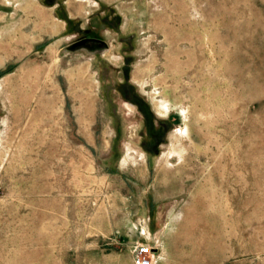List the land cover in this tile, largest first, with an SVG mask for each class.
I'll use <instances>...</instances> for the list:
<instances>
[{
    "label": "rangeland",
    "instance_id": "1",
    "mask_svg": "<svg viewBox=\"0 0 264 264\" xmlns=\"http://www.w3.org/2000/svg\"><path fill=\"white\" fill-rule=\"evenodd\" d=\"M136 242L264 264V0H0V264Z\"/></svg>",
    "mask_w": 264,
    "mask_h": 264
},
{
    "label": "flooded vegetation",
    "instance_id": "2",
    "mask_svg": "<svg viewBox=\"0 0 264 264\" xmlns=\"http://www.w3.org/2000/svg\"><path fill=\"white\" fill-rule=\"evenodd\" d=\"M104 11L105 10L102 8L97 12V15H101ZM125 91L128 92V89L126 88ZM126 97L137 109L141 120L144 123L146 133L142 132V134H149V137L153 141L155 146L160 145V143L164 140V135L169 127V124L157 118V116H155L153 112H151L148 103L144 98L139 96V94L133 93L132 95H129L128 93H126Z\"/></svg>",
    "mask_w": 264,
    "mask_h": 264
},
{
    "label": "built area",
    "instance_id": "3",
    "mask_svg": "<svg viewBox=\"0 0 264 264\" xmlns=\"http://www.w3.org/2000/svg\"><path fill=\"white\" fill-rule=\"evenodd\" d=\"M153 249L146 244H139L135 249V264H151Z\"/></svg>",
    "mask_w": 264,
    "mask_h": 264
},
{
    "label": "crops",
    "instance_id": "4",
    "mask_svg": "<svg viewBox=\"0 0 264 264\" xmlns=\"http://www.w3.org/2000/svg\"><path fill=\"white\" fill-rule=\"evenodd\" d=\"M139 244H142V243H138V242H136L135 244H133V245H131V247H130V260H129V262H130V264H135V262H134V256H135V249H136V247L139 245ZM156 244H158L159 245V240L157 239L156 240ZM156 256H154V258H153V260H152V263L151 264H164V263H166V261H163L161 258V255H162V253H157L156 252Z\"/></svg>",
    "mask_w": 264,
    "mask_h": 264
}]
</instances>
